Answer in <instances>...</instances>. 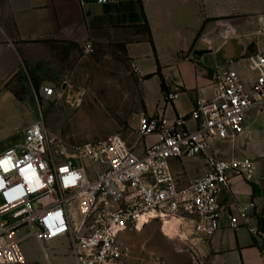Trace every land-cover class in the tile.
<instances>
[{
    "label": "built area",
    "instance_id": "built-area-1",
    "mask_svg": "<svg viewBox=\"0 0 264 264\" xmlns=\"http://www.w3.org/2000/svg\"><path fill=\"white\" fill-rule=\"evenodd\" d=\"M80 2L110 5L116 0ZM85 51L95 53L92 44ZM229 65L217 72L212 99L200 100L189 115L172 122L162 113L142 116L141 154L121 135H112L78 147L63 161L54 157L43 122L28 127L19 143L0 153V264H24L21 245L27 238L41 244L67 241L78 264H131L133 252L122 237L153 223L178 241V252L203 264L193 241L216 237L221 197L232 192V180L252 182L257 175L253 159L228 157L216 146L235 147L245 134L247 116L253 111L264 115V53L247 58V71ZM39 94L46 99L57 95L52 85ZM178 98V93L166 95L168 103ZM194 159L204 160L206 174L182 186L173 165ZM252 208L238 206L229 215L230 228L249 226ZM167 226L174 230L166 233ZM23 230L25 237L17 238Z\"/></svg>",
    "mask_w": 264,
    "mask_h": 264
},
{
    "label": "crops",
    "instance_id": "crops-1",
    "mask_svg": "<svg viewBox=\"0 0 264 264\" xmlns=\"http://www.w3.org/2000/svg\"><path fill=\"white\" fill-rule=\"evenodd\" d=\"M88 44L95 53L120 48L119 53L138 68L134 72L141 81L143 115L162 113L172 122L189 115L200 100L212 99L218 71L230 63L247 71V58L264 53V0H116L110 5L0 0V145L12 135L6 124L10 114L21 110L22 103L30 106L28 97L16 95L13 84L20 80L29 94L26 78L31 77L33 93V87L48 80L44 72L56 67L49 64L53 60L49 46L71 47L66 50L73 53L72 47ZM32 58H37L36 64ZM163 79L168 94H179L176 101L167 102ZM253 117L251 112L245 120V134L238 141L244 146L240 152L264 159V120L255 130ZM184 161L173 165L182 186L206 174L204 160ZM193 162H203V170L193 171ZM221 203L223 216L216 237L208 243L193 241L202 263L264 264V166L252 182L233 179L232 192L223 195ZM250 205L254 208L249 211V226L231 229L229 215H235L238 206ZM26 240L39 252L25 256L24 264H78L65 240L49 244Z\"/></svg>",
    "mask_w": 264,
    "mask_h": 264
},
{
    "label": "rangeland",
    "instance_id": "rangeland-1",
    "mask_svg": "<svg viewBox=\"0 0 264 264\" xmlns=\"http://www.w3.org/2000/svg\"><path fill=\"white\" fill-rule=\"evenodd\" d=\"M5 26L8 24L5 23ZM54 47L49 46L48 52L53 59L49 64L56 67L44 72H47V81L33 87L32 93L30 86H33V80L26 78V83L30 85L29 94L20 80L13 84L12 88L19 97H28L30 106L26 108V104L22 103L21 110L10 114L6 124L12 135L0 145V151L19 143L25 128L40 121L50 133L53 155L59 160L65 161L80 146L112 135H121L131 148L140 150L144 146L138 134L139 122L144 114L141 81L124 55L119 53L120 48L107 47L88 54L84 47H72L73 53L66 50L71 47ZM31 62L36 64L37 58H32ZM47 85L56 89L55 97H41L39 91ZM255 113L252 112L251 126L259 130L264 115L256 116ZM216 147L223 148L228 157L253 159L257 170L264 166V159L252 153L240 152L244 148L241 140L235 147L229 144ZM203 165V162H193L192 169L202 171ZM25 233L23 230L16 235ZM122 238L132 249L134 258L131 264H157L159 261L195 264L190 254L188 256L177 251L178 241L166 237L159 223L150 224L141 232H129ZM21 248L25 256L39 252L35 246H30L28 240L22 243Z\"/></svg>",
    "mask_w": 264,
    "mask_h": 264
},
{
    "label": "trees",
    "instance_id": "trees-1",
    "mask_svg": "<svg viewBox=\"0 0 264 264\" xmlns=\"http://www.w3.org/2000/svg\"><path fill=\"white\" fill-rule=\"evenodd\" d=\"M148 31H149V29H148ZM147 78H149V77H147ZM162 89L164 90V91H166V93L168 94V90H167V88H166V85H165V81H164V79H163V81H162ZM16 95L19 97V95L16 93Z\"/></svg>",
    "mask_w": 264,
    "mask_h": 264
},
{
    "label": "bare ground",
    "instance_id": "bare-ground-1",
    "mask_svg": "<svg viewBox=\"0 0 264 264\" xmlns=\"http://www.w3.org/2000/svg\"><path fill=\"white\" fill-rule=\"evenodd\" d=\"M143 227H145V225H143L142 228H143ZM172 230H174L173 227H172V228H169V227L167 226V227L165 228V232H166V233H171Z\"/></svg>",
    "mask_w": 264,
    "mask_h": 264
}]
</instances>
